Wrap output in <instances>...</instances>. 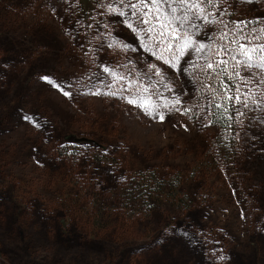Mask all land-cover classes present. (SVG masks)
I'll use <instances>...</instances> for the list:
<instances>
[{
    "label": "rangeland",
    "instance_id": "rangeland-1",
    "mask_svg": "<svg viewBox=\"0 0 264 264\" xmlns=\"http://www.w3.org/2000/svg\"><path fill=\"white\" fill-rule=\"evenodd\" d=\"M130 3L0 0V264H264V0Z\"/></svg>",
    "mask_w": 264,
    "mask_h": 264
},
{
    "label": "snow or ice",
    "instance_id": "snow-or-ice-1",
    "mask_svg": "<svg viewBox=\"0 0 264 264\" xmlns=\"http://www.w3.org/2000/svg\"><path fill=\"white\" fill-rule=\"evenodd\" d=\"M213 0H138V3H130L129 6L133 9L132 15L137 17V21L139 23L148 24L149 28L145 31H153L156 32L155 26L152 24L153 20L160 21L161 16L159 15L162 11H169L172 14V19H179L181 21L179 28H171L169 29L168 23H161L160 31L157 33L158 36L163 41L164 39L169 40V48L173 47L171 40L175 39L177 42L174 45L176 51L180 53V55H184L185 49H188L193 46L192 34L188 30L180 31L183 28L185 23H191V20L201 18L199 13H204L206 11V6L212 5ZM175 5V6H174ZM144 8L146 11L140 12V9ZM199 10V13L194 10ZM177 11H181L183 14L181 16H176ZM141 17H144L141 19ZM207 20V16L203 17ZM245 22L241 21L240 24ZM240 24L237 25V32H242L240 28ZM129 27H132V24L129 23ZM192 27H198L197 25H192ZM227 35V34H225ZM224 38V37H222ZM260 39L261 37H256ZM240 41H248L251 42L249 37L241 35L239 40L233 39L231 43H235L237 48L234 51H238L241 55L246 58L244 62L245 67H252L251 61L253 60V55L259 53L260 59L264 60V44L258 45L255 48H249L246 43H241ZM182 42V43H181ZM205 45L200 44L198 48H196L197 52H201L204 49ZM229 50L225 48V53ZM233 60L236 59L235 56L232 57ZM218 63H227V61H219ZM237 63H241L237 61ZM209 69L213 68V64L209 63L207 65ZM238 76L239 73H236ZM246 82V81H245ZM55 86V85H54ZM238 90V89H237ZM67 95V93H65ZM232 99V97H230ZM237 101L240 100L239 96L234 97ZM132 102V101H130ZM179 103V101H177ZM163 119V116H161Z\"/></svg>",
    "mask_w": 264,
    "mask_h": 264
},
{
    "label": "trees",
    "instance_id": "trees-1",
    "mask_svg": "<svg viewBox=\"0 0 264 264\" xmlns=\"http://www.w3.org/2000/svg\"><path fill=\"white\" fill-rule=\"evenodd\" d=\"M219 107H220V106H219ZM220 111H221V110H220ZM220 111H219V108L215 107V111L211 110V115H214V113H220ZM218 115L221 116L222 113H221V114H218ZM214 124L220 126V125L217 124V123H214Z\"/></svg>",
    "mask_w": 264,
    "mask_h": 264
}]
</instances>
